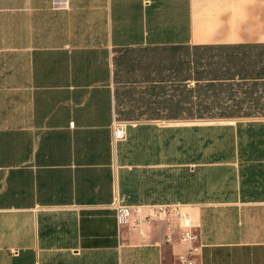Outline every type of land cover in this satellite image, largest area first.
<instances>
[{
  "label": "crops",
  "instance_id": "crops-1",
  "mask_svg": "<svg viewBox=\"0 0 264 264\" xmlns=\"http://www.w3.org/2000/svg\"><path fill=\"white\" fill-rule=\"evenodd\" d=\"M118 204L264 264V0H0V264H179Z\"/></svg>",
  "mask_w": 264,
  "mask_h": 264
},
{
  "label": "built area",
  "instance_id": "built-area-1",
  "mask_svg": "<svg viewBox=\"0 0 264 264\" xmlns=\"http://www.w3.org/2000/svg\"><path fill=\"white\" fill-rule=\"evenodd\" d=\"M125 128L120 126L114 130V138L116 140H124ZM117 217L119 222L127 223L132 218H137V223H147L154 221H162L170 217L180 220L182 223V239L187 244V252L180 256L179 264H198L196 255L199 251L200 236L194 226L193 216L189 210L183 206L163 205V206H125L116 205Z\"/></svg>",
  "mask_w": 264,
  "mask_h": 264
}]
</instances>
